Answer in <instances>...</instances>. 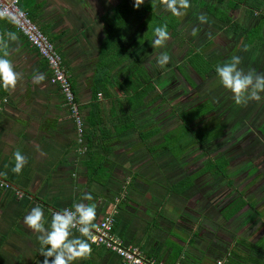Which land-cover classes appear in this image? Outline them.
I'll list each match as a JSON object with an SVG mask.
<instances>
[{
	"label": "crops",
	"instance_id": "0c3cea01",
	"mask_svg": "<svg viewBox=\"0 0 264 264\" xmlns=\"http://www.w3.org/2000/svg\"><path fill=\"white\" fill-rule=\"evenodd\" d=\"M19 1H32V21L61 55L86 133L78 136L67 103L57 86L49 82L45 61L8 19H0V34L15 32L18 36L7 51L22 74L14 91L0 88V173H6L0 176V182L7 184L0 187V264H42L38 233L23 224L24 215L40 205L47 226L53 210L73 208L85 192L94 198L85 203L96 205L94 225L113 206L114 232L124 243L137 245L163 264H215L217 259L222 264H262L264 216L259 211L264 203L238 191L233 178L227 176L228 169L225 179L230 180L229 192L221 202L226 193L220 188L224 178L216 177L205 166L207 159H227L226 152L213 156L204 145L197 144L180 151L165 148L170 134L183 127L181 114L201 104L191 105L189 99L191 89H198L204 79L195 74L199 81L192 87L186 85L178 68L180 63L185 64V70L193 72L186 62L192 51L182 50V55L174 58L164 48L159 49L170 56V64L164 69L158 66L156 59L161 52L151 47L153 39H142L144 27L134 16L133 0H125L131 13L128 22L124 8L122 19L115 20V9L123 0ZM156 2L144 3H151L156 15L168 13L158 12ZM110 26L116 31L107 37ZM253 28H258L259 41L255 38L248 43ZM244 30L240 48L264 45L261 18ZM238 41L236 47L232 46L237 51ZM185 45L189 46L188 42ZM166 47L172 50L174 44ZM199 48L195 50L202 52ZM170 71L177 76L176 81L170 80L168 87L158 86L160 77L171 76L165 74ZM36 73H44L46 80L34 85ZM143 74L152 87L144 103L133 106L137 99L130 100L133 93L129 86L140 87ZM98 76L99 82L95 83ZM94 87L98 88L95 99ZM210 93L217 91L211 89ZM93 100L98 101L101 123L90 127L86 119ZM211 105L209 112L215 109L214 102ZM196 146L198 152L193 153ZM17 150L27 157L19 175L11 171ZM195 158L201 161L187 164ZM254 170L243 171L249 181ZM188 176L190 185L175 190ZM256 183L261 190L262 185L255 180L250 188ZM230 191L235 195L231 197ZM239 195L246 203L226 217L228 205ZM250 198L256 201L255 207L250 206ZM73 234L79 236L75 230ZM74 264H118V257L92 245L91 257Z\"/></svg>",
	"mask_w": 264,
	"mask_h": 264
},
{
	"label": "rangeland",
	"instance_id": "374dc122",
	"mask_svg": "<svg viewBox=\"0 0 264 264\" xmlns=\"http://www.w3.org/2000/svg\"><path fill=\"white\" fill-rule=\"evenodd\" d=\"M156 1V10L161 13H166L162 5H160L159 0ZM197 1L190 0L191 7L186 10V14L182 17H177L179 23L175 28L176 36L171 37L166 44L171 45L173 43L174 48L171 50L165 46L164 51L176 58L182 55V50L184 52L189 51L190 53L200 47L199 50L211 61L213 68H216L219 64L230 62L231 57L237 55L241 57L239 67L245 72L249 69H255L258 73H264V45L258 44L254 49L247 51L240 48L242 44L241 40L245 32L244 29L248 28L254 22V19L260 18L259 10L256 8L258 0H243L242 5L238 9L230 10L231 18L226 23H222L209 15L204 8L198 5ZM206 1L209 2V0ZM200 13L207 15L208 23L201 24L198 21L197 16ZM162 15L167 16L168 13ZM193 27L200 29L196 36L191 35ZM235 29H237V32ZM142 32H146V29H143ZM149 37V39H153L154 34ZM237 38L240 40L237 43L239 44L238 51L235 48ZM185 42H188L189 46H186ZM232 46L235 47L232 48ZM158 51L162 52L159 49ZM161 68H169V66ZM178 68L181 75L180 79L186 85L188 84L192 87L199 81V77H196L197 74L195 75L194 72L185 70V64L182 65L180 63ZM171 73L172 71L165 72L166 75H171ZM176 73L178 74V71ZM210 76L201 80L202 82L198 89H191L189 104L197 105V103H202L203 101L214 102L215 104V109H212L210 112L208 111L204 115L203 125L199 126V129L195 131L203 134L207 132V134L212 135L211 141L208 143L209 146H206V150L210 152V155L214 156L220 151H223V153L227 151L224 153L227 155L228 160L226 167L228 169L227 176L233 178L232 184L244 195L249 193L251 197L262 200V205V202L264 203V92L260 93V101L250 100L247 105H237L232 99V94L221 85L217 74H211ZM176 78V75H171L167 78L160 77L156 84L160 87L166 84V87H168L170 80L174 81ZM211 89H215L217 93H210ZM209 99H213V101ZM182 131L183 128L173 131L171 133V139L168 140V145L173 146L174 151L179 143L182 142L181 140L185 137L186 139L188 138V135L182 134ZM192 150L193 153L198 152V146L193 147ZM198 161L200 162L201 159L195 158V161L191 159L187 164L193 166V164H198ZM252 167H254L255 172L251 175L252 180L249 181L250 177H247L243 171ZM253 180L262 185L261 190L258 191L257 189L259 186L258 183H256L257 185L253 184L256 185L255 188H250ZM246 187L247 189L250 188L249 190L251 191H247ZM220 188L222 193L226 192L222 197L221 202H223L224 196L229 192L225 178L220 182ZM230 193L231 197L235 195V191H230ZM248 202L251 207L256 206L254 198H250ZM261 205L257 207L259 210ZM259 215L264 216V209L259 211Z\"/></svg>",
	"mask_w": 264,
	"mask_h": 264
},
{
	"label": "clouds",
	"instance_id": "9594fccd",
	"mask_svg": "<svg viewBox=\"0 0 264 264\" xmlns=\"http://www.w3.org/2000/svg\"><path fill=\"white\" fill-rule=\"evenodd\" d=\"M145 0H133V9H139ZM165 12L176 17H182L186 10L191 7L190 0H159ZM0 19L11 20L10 15L0 11ZM201 24L208 23V17L204 13L197 16ZM199 28L193 27L191 35L196 36ZM154 38L151 47L162 49L171 39L168 25L156 26L153 29ZM5 36L7 39H5ZM18 40L15 32L0 34V88L5 91H14L22 80V74L18 72L11 59L8 58L7 48L10 42ZM247 51V45L243 48ZM158 66L164 67L170 62V56L161 52L157 55ZM241 57L234 55L230 62L219 64L215 71L220 83L232 94V99L237 105H247L250 100L260 101V93L264 92V73H258L255 69L245 72L239 67ZM46 80L44 73H36L33 76L34 85L41 84ZM6 102V101H5ZM14 166L11 171L17 175L21 174L27 164V157L19 150L13 153ZM6 173H0L4 176ZM89 192L83 194L82 200L74 204L73 208H64L59 211H52L50 222L45 221L44 208L40 205L32 207L23 217V224L31 231L38 233V240L41 245L40 255L43 257L42 264H74L77 260L90 258L92 255V243L95 240L92 236V228L97 217L95 203L89 204L85 201H93ZM78 231L79 236L73 234ZM91 241V242H90Z\"/></svg>",
	"mask_w": 264,
	"mask_h": 264
},
{
	"label": "trees",
	"instance_id": "16d2710c",
	"mask_svg": "<svg viewBox=\"0 0 264 264\" xmlns=\"http://www.w3.org/2000/svg\"><path fill=\"white\" fill-rule=\"evenodd\" d=\"M32 1L25 2V1H19V7L23 9L29 18L32 20V16L30 14L29 10V5ZM241 0H209L207 2L206 0H198L197 3L200 7L204 8L205 11L211 15L213 18L217 19L218 21L222 23H226L227 21L230 20V14H229V9L233 10L236 9L239 4L241 3ZM223 4V5H222ZM260 9H258L259 12V17L263 20V15L261 12L264 11V0H261L260 2ZM123 8L125 9V17L129 19V6L128 4L125 3V0H123L117 9H115V20L122 19L123 13L122 10ZM120 12V13H119ZM135 18L141 21L142 27H144V30L146 29V32H143L142 34V39H147L150 38L149 36L154 34L153 29L156 26L167 24L168 25V30L171 31V34L174 35L176 34V26L178 25V21L175 16L168 14L166 15H156L153 11H151V3H144L139 9H136V12H134ZM133 16V15H132ZM114 21V17L111 21V23ZM128 25V24H126ZM127 29V26H126ZM257 29L258 28H253L249 32V36L247 38L248 43H252V41L257 38L259 41V35L257 34ZM116 30L114 29V26H110L109 33L107 37H109L113 32ZM114 54L117 52H113ZM186 62L189 64L190 68L192 71L197 74V76L201 79L207 78L211 74H216L215 68L212 67L211 61L208 60L202 52H199L198 50L192 51L188 57ZM99 71V75H100ZM143 78V83L140 87H132L129 86L131 92L133 93L130 96V100L132 101L134 98L137 99L136 103H133V106H139L144 103L143 98L148 92V90L152 87L151 83L149 82V79H146L144 77V74L142 75ZM99 76L97 79H95V83H98ZM70 81V80H69ZM137 83V82H136ZM72 87V85H71ZM73 89V87H72ZM98 88L94 87V93H93V98L95 99V94L97 92ZM139 101V102H138ZM200 105V106H199ZM198 106H193L189 109V111H185L181 114V118L183 121V131L182 134L188 135V138L186 137L181 140L182 142L179 143L178 147L176 148L175 151H180L184 149L187 146L197 144V145H204L209 146V139L212 137V135L207 134V132L203 133H198L195 130H198L199 126H202L203 124V117L204 115L211 109L212 105L210 102H203L199 104ZM99 110H98V101L93 100L90 103V110L87 115L86 123L87 126L92 127L93 125H99L101 123V117H99ZM86 129V128H85ZM84 127L82 129V135L84 136L86 131ZM171 135V134H170ZM181 135V134H180ZM214 136V134H213ZM206 144V145H205ZM169 148L170 150H174L173 146H169L168 144H165V148ZM228 165V161L224 156H219L216 159H207L206 161V169H210L212 173L215 174L216 177H221V178H226V167ZM228 184L230 183V180L228 181ZM191 183V177H185L183 178L175 187V190H182L183 188L189 186ZM245 200L242 199L241 195L238 196L235 200H233L227 207V213L226 217L231 216L233 213H235L240 207L245 204Z\"/></svg>",
	"mask_w": 264,
	"mask_h": 264
},
{
	"label": "built area",
	"instance_id": "2783aa9c",
	"mask_svg": "<svg viewBox=\"0 0 264 264\" xmlns=\"http://www.w3.org/2000/svg\"><path fill=\"white\" fill-rule=\"evenodd\" d=\"M0 11H5L10 15L11 20H8L14 28L45 61L49 69V82L57 86L63 100L67 103L70 115L76 124L77 134L80 137L82 135L83 119L61 55L50 39L29 18L27 13L19 7V0H0ZM261 14L264 18V11ZM3 186L6 187L7 184L0 182V187ZM64 208L69 207H63L59 210ZM114 213L115 208L111 206L94 225L92 236L95 243H92V245L114 253L118 257V264H163L159 259L146 255L137 245L123 242L114 232ZM215 264H222V261L217 259ZM262 264H264V261Z\"/></svg>",
	"mask_w": 264,
	"mask_h": 264
},
{
	"label": "flooded vegetation",
	"instance_id": "af4514ba",
	"mask_svg": "<svg viewBox=\"0 0 264 264\" xmlns=\"http://www.w3.org/2000/svg\"><path fill=\"white\" fill-rule=\"evenodd\" d=\"M225 152H227V151H225Z\"/></svg>",
	"mask_w": 264,
	"mask_h": 264
}]
</instances>
